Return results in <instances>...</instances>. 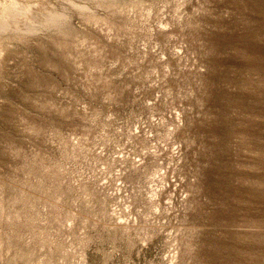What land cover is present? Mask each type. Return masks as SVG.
<instances>
[{
  "label": "rangeland",
  "instance_id": "1",
  "mask_svg": "<svg viewBox=\"0 0 264 264\" xmlns=\"http://www.w3.org/2000/svg\"><path fill=\"white\" fill-rule=\"evenodd\" d=\"M0 264H264V0H0Z\"/></svg>",
  "mask_w": 264,
  "mask_h": 264
},
{
  "label": "bare ground",
  "instance_id": "2",
  "mask_svg": "<svg viewBox=\"0 0 264 264\" xmlns=\"http://www.w3.org/2000/svg\"><path fill=\"white\" fill-rule=\"evenodd\" d=\"M27 9V8H26ZM26 9L24 8V11L26 12ZM23 11V12H24ZM24 12V13H25ZM51 14V13H50ZM49 15V14H48ZM44 17V16H43ZM57 16H56V14L54 15V13L52 14V15H49L44 21H42V22H40L39 24H41V25H43V26H45V25H47V24H50V23H52V22H54V19L56 18ZM19 20V19H18ZM25 21V20H24ZM33 21V20H32ZM28 22V21H27ZM5 27H11V28H14V29H17V26H13V24L12 25H10V26H5ZM34 27H36L35 25H33V23H28L27 25H26V27H18V29L17 30H19V29H24V30H30V29H32V28H34ZM1 28H2V26H1Z\"/></svg>",
  "mask_w": 264,
  "mask_h": 264
}]
</instances>
